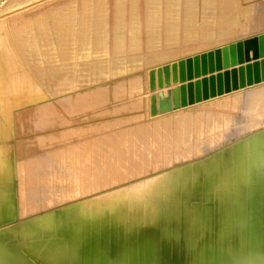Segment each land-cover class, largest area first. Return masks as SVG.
<instances>
[{"label": "bare ground", "instance_id": "obj_1", "mask_svg": "<svg viewBox=\"0 0 264 264\" xmlns=\"http://www.w3.org/2000/svg\"><path fill=\"white\" fill-rule=\"evenodd\" d=\"M262 12L264 0H0V264H264V89L235 130L240 99L163 117L264 81L155 115L150 88L153 67L264 32ZM143 67L161 151L176 148L154 171L137 135L96 151L98 136L71 134L56 153L40 137L45 154L19 156L24 112L46 128L52 108Z\"/></svg>", "mask_w": 264, "mask_h": 264}, {"label": "rangeland", "instance_id": "obj_2", "mask_svg": "<svg viewBox=\"0 0 264 264\" xmlns=\"http://www.w3.org/2000/svg\"><path fill=\"white\" fill-rule=\"evenodd\" d=\"M261 14L264 16V12H262ZM261 27H264V25ZM227 42H230V40L222 43ZM124 75L125 76L123 78H119L101 86H96L86 90V92L82 94L79 99L77 98L76 101H74L75 99H73V101H71L72 103L68 105L69 107L67 109H65V107H62L61 105H57L58 111H54L52 108V110L45 118H47L46 121L55 122L52 125H48L46 128L37 125L36 118L39 116L38 114V116L34 114V118V115L32 113L29 114L24 112V114L20 116L16 123L19 156L26 158L40 157L48 150H53V152L56 153V149L59 148L58 151L62 150L64 148L62 145L66 144V142L70 139L77 140L82 137H86L87 139L91 140L92 136H95V139L96 136H98L99 138L101 137L102 141H106L107 139L105 143H108L103 145L101 140H99L98 138L96 139V143H98L97 145L96 143L90 144L91 149L93 147V150L98 151L102 148V146H105L107 151H111L112 149H116L117 147H119V140L121 141V137L122 139H128L132 136L134 137V135H137L140 137L143 136V138L141 137L144 140L143 158L146 161L150 162V168L147 172L154 171V169L156 168L157 155L159 154V152L162 155H165L170 151L176 150V148L173 147L170 151H161L165 146L163 144V136L164 134L166 135V131L158 129V127H156L154 124L156 118L152 119L149 116L150 114L148 111V96L145 95L148 92L147 72L145 71V68L143 67L126 72ZM263 89L264 84H260L251 88H246L236 93L229 94L224 97L213 99L203 104H198L179 111L172 112L170 114H166L163 117L171 121H176L184 116L195 115V113L208 110L211 107H217L219 109L220 107H218V105L224 102H233L236 101V99H240L242 100L240 106L238 108H232L231 111V116L234 115L235 119L232 118L233 120L230 123V130H235L241 124L243 125L245 114L251 113L249 107H247L246 99L252 93H258ZM233 112L235 113L233 114ZM32 126L33 129L30 128ZM127 130H129L128 133L126 132ZM136 130L139 133H136ZM121 132H124V134H122ZM246 132H248V130H244L240 134L243 135ZM71 134L72 136L69 137L70 139H67L66 136ZM115 134L118 135L116 136ZM240 134L237 135L234 132V134H232L231 136L224 137L222 141H228L227 138L234 139L236 138L234 136H240ZM40 137H44V139H47V141L45 142L46 147H44L45 145L42 146L41 143H39L41 141ZM111 139H114L113 142ZM110 142H112L113 144H111ZM20 143L22 146L20 145ZM153 143L156 145H153ZM106 145L108 147H106ZM94 146L99 148L97 149ZM43 147L45 150H48L44 151ZM122 147V149H124L127 146L124 144ZM155 149L157 150V153H155ZM38 154L40 155L38 156ZM96 154H98V152L95 153V155ZM164 167L165 165L161 163L158 169Z\"/></svg>", "mask_w": 264, "mask_h": 264}, {"label": "water", "instance_id": "obj_3", "mask_svg": "<svg viewBox=\"0 0 264 264\" xmlns=\"http://www.w3.org/2000/svg\"><path fill=\"white\" fill-rule=\"evenodd\" d=\"M262 81L264 32L153 67L150 70L151 114ZM165 87H168L167 93Z\"/></svg>", "mask_w": 264, "mask_h": 264}]
</instances>
